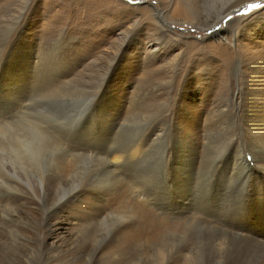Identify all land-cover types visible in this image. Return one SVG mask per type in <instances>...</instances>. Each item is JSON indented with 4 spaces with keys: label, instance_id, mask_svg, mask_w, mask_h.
I'll list each match as a JSON object with an SVG mask.
<instances>
[{
    "label": "rangeland",
    "instance_id": "obj_1",
    "mask_svg": "<svg viewBox=\"0 0 264 264\" xmlns=\"http://www.w3.org/2000/svg\"><path fill=\"white\" fill-rule=\"evenodd\" d=\"M257 139L264 0H0V264H264Z\"/></svg>",
    "mask_w": 264,
    "mask_h": 264
},
{
    "label": "bare ground",
    "instance_id": "obj_2",
    "mask_svg": "<svg viewBox=\"0 0 264 264\" xmlns=\"http://www.w3.org/2000/svg\"><path fill=\"white\" fill-rule=\"evenodd\" d=\"M105 2V1H104ZM110 3H111V1H109V2H107V5H110ZM93 7V6H92ZM229 9V8H228ZM227 12V8L224 10V11H222L220 14H219V16H218V19H221V18H223V16L225 15V13ZM171 62V61H170ZM173 63V62H172ZM230 105V104H229ZM221 111V110H220ZM256 141H258L259 142V144L257 145V144H251V146H250V148L251 149H254L259 155H260V160H262L260 163H262V162H264V145H262V144H260V139H257ZM262 142V141H261ZM264 143V142H263ZM239 145L237 146V152L243 157V150H242V143L240 142V143H238ZM130 149V148H129ZM133 149H134V151L135 152H138V149L137 148H134L133 147ZM114 152H116V154L115 155H113L112 153H114ZM129 154H131L130 152H122L121 151V149H113V151H109L107 154H106V159H108L109 157H113L112 159H122V160H124V161H126L127 160V157H128V155ZM258 156V155H257ZM255 157V156H254ZM111 161V160H110ZM234 161H235V159H234ZM243 161V160H242ZM256 161H258V160H256ZM238 163V162H237ZM246 164V163H245ZM258 165V164H257ZM238 166H240V164L238 165ZM253 166V165H252ZM251 166V167H252ZM237 167V166H236ZM235 167V168H236ZM250 167V168H251ZM247 169V168H246ZM249 173V172H248ZM173 176L174 175H171V178H173ZM176 176V175H175ZM263 185V184H262ZM256 189V188H255ZM258 190H260L259 188H258ZM249 191V190H248ZM247 191V192H248ZM252 192V191H251ZM249 193V192H248ZM258 195H260V194H263L262 193V191L261 192H259V191H257L256 192ZM252 195V194H251ZM261 196V195H260ZM262 197V196H261ZM255 203V202H254ZM262 203V202H261ZM261 206V205H260ZM261 215V214H260ZM264 216L262 215V218H263ZM260 222H262V221H260ZM261 232V231H260ZM258 234H259V232H258ZM264 234V233H263ZM262 234V235H263ZM260 237V236H259ZM262 237V236H261ZM263 239H264V237H263Z\"/></svg>",
    "mask_w": 264,
    "mask_h": 264
},
{
    "label": "snow or ice",
    "instance_id": "obj_3",
    "mask_svg": "<svg viewBox=\"0 0 264 264\" xmlns=\"http://www.w3.org/2000/svg\"><path fill=\"white\" fill-rule=\"evenodd\" d=\"M251 7H256V5H251Z\"/></svg>",
    "mask_w": 264,
    "mask_h": 264
}]
</instances>
